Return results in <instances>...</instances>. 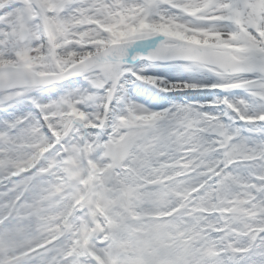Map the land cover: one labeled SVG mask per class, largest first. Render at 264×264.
I'll use <instances>...</instances> for the list:
<instances>
[{
    "label": "snow or ice",
    "instance_id": "snow-or-ice-1",
    "mask_svg": "<svg viewBox=\"0 0 264 264\" xmlns=\"http://www.w3.org/2000/svg\"><path fill=\"white\" fill-rule=\"evenodd\" d=\"M0 264H264V0H0Z\"/></svg>",
    "mask_w": 264,
    "mask_h": 264
}]
</instances>
